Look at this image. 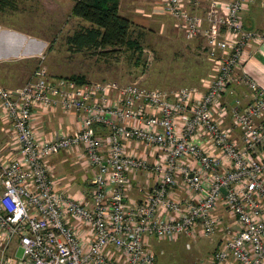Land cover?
Segmentation results:
<instances>
[{
	"label": "built area",
	"instance_id": "2783aa9c",
	"mask_svg": "<svg viewBox=\"0 0 264 264\" xmlns=\"http://www.w3.org/2000/svg\"><path fill=\"white\" fill-rule=\"evenodd\" d=\"M251 2L156 6L186 40H202L211 67L203 89L79 84L43 67L21 87L0 85V122L16 149L0 160V264H156L149 237L209 238L222 225L219 208L230 225L205 264H264V93L242 71L246 49L263 37L243 26ZM233 83L249 89L247 104H226ZM56 109L78 117L77 131L37 135V111ZM130 144L161 156L150 162L128 152ZM78 149L94 169L86 195L56 189L48 165ZM138 171L153 181L140 201L129 195Z\"/></svg>",
	"mask_w": 264,
	"mask_h": 264
},
{
	"label": "rangeland",
	"instance_id": "374dc122",
	"mask_svg": "<svg viewBox=\"0 0 264 264\" xmlns=\"http://www.w3.org/2000/svg\"><path fill=\"white\" fill-rule=\"evenodd\" d=\"M153 6L141 3L135 12L124 4L119 10L120 15L136 26L133 37L142 34L138 39L141 53L122 49L115 55L100 57L94 50L72 52L63 32L53 38L47 37V48L37 52L33 59H26L19 52L12 60L0 62V85L9 89L21 87L31 80L36 68L43 67L50 76H79L86 82H115L122 86L137 84L169 93L198 88L210 71L208 63L194 51L195 44L185 39L172 18L152 14ZM146 14L149 17L144 16ZM83 24L74 21L71 31L78 30ZM5 129L0 122L2 143L9 135ZM215 235L217 231L209 238L200 237L196 241L176 236L166 240L149 238L148 242L156 255V264H205L215 248ZM20 255L21 252H17V257Z\"/></svg>",
	"mask_w": 264,
	"mask_h": 264
},
{
	"label": "crops",
	"instance_id": "0c3cea01",
	"mask_svg": "<svg viewBox=\"0 0 264 264\" xmlns=\"http://www.w3.org/2000/svg\"><path fill=\"white\" fill-rule=\"evenodd\" d=\"M13 7L5 9L0 13V62L9 61L18 56L19 52L26 59L35 58V54L45 50L48 45L47 37H55L63 32L66 36H71V25L74 21L83 22V27L89 24L85 21L73 17L71 14L74 1L73 0H10ZM160 0H119V10L126 4L130 9L138 12V4H153V12L156 13V6ZM123 16V15H121ZM149 17V15H144ZM125 17V16H124ZM243 26L247 31H257L262 33L263 37L260 42H253L245 51V60L243 62L242 71L254 82V84L264 93V0H252L247 4L243 14ZM52 37V38H53ZM66 37V38H67ZM194 43L195 52L207 62L206 57L201 50L202 40L196 39L189 41ZM13 48V51L10 49ZM24 49L27 50L24 52ZM24 52V53H23ZM19 58H22L19 55ZM17 59V58H16ZM208 75L200 82L198 88L203 89V83L207 82ZM241 73V69L236 74ZM249 89L241 84H231L224 96L227 105H231L235 98H239L242 104H247ZM37 135H49L59 132L72 134L79 127V119L74 114H65L60 109L54 111L43 112L37 111L32 121ZM225 125H230V119H227ZM3 132V128L1 129ZM97 134L105 136L107 130H99ZM239 131L234 130L233 137L239 140ZM2 143V141L0 140ZM2 143L0 151V160H7L16 156V149L11 145ZM261 150V149H260ZM127 151L135 153L141 158L150 162L158 160L161 154L159 152L136 147L133 144L127 146ZM84 152L81 149L70 152H61L53 155L48 160V165L52 170L55 179L56 189L67 191L71 195L82 193L86 195L91 188V180L93 178L94 169L85 163ZM146 173L138 171L134 179H132V189L129 195L136 201H140L147 188H151L153 181L146 179ZM216 215L220 218L222 225L215 235V248H218L223 237L222 232L227 228L229 218L223 208H219ZM184 237V236H182ZM154 238V237H149ZM148 238V241H149ZM186 238V237H185Z\"/></svg>",
	"mask_w": 264,
	"mask_h": 264
},
{
	"label": "trees",
	"instance_id": "16d2710c",
	"mask_svg": "<svg viewBox=\"0 0 264 264\" xmlns=\"http://www.w3.org/2000/svg\"><path fill=\"white\" fill-rule=\"evenodd\" d=\"M71 11L73 17L89 24L81 27L66 38V44L72 52L96 51L100 57L115 55L122 49L141 53L138 33L134 38L135 25L128 18L119 14V0H73ZM12 8L10 0H0V13ZM68 79L79 84L84 83L83 77L70 76ZM94 132L105 130L103 126L94 125ZM214 253V252H213Z\"/></svg>",
	"mask_w": 264,
	"mask_h": 264
},
{
	"label": "water",
	"instance_id": "95a60500",
	"mask_svg": "<svg viewBox=\"0 0 264 264\" xmlns=\"http://www.w3.org/2000/svg\"><path fill=\"white\" fill-rule=\"evenodd\" d=\"M222 192H223V193H225V190H224V189H222Z\"/></svg>",
	"mask_w": 264,
	"mask_h": 264
}]
</instances>
